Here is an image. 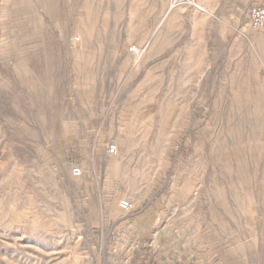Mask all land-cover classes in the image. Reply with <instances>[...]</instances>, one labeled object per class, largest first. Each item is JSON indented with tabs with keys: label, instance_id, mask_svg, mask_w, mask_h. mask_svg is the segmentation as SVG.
Instances as JSON below:
<instances>
[{
	"label": "rangeland",
	"instance_id": "obj_1",
	"mask_svg": "<svg viewBox=\"0 0 264 264\" xmlns=\"http://www.w3.org/2000/svg\"><path fill=\"white\" fill-rule=\"evenodd\" d=\"M262 5L0 0V264H264Z\"/></svg>",
	"mask_w": 264,
	"mask_h": 264
},
{
	"label": "built area",
	"instance_id": "obj_2",
	"mask_svg": "<svg viewBox=\"0 0 264 264\" xmlns=\"http://www.w3.org/2000/svg\"><path fill=\"white\" fill-rule=\"evenodd\" d=\"M249 19V27L251 30H259L264 28V5L262 6H255L250 9L248 14ZM134 51V50H130ZM106 153L109 156H113L116 153V148L114 145H110L106 148ZM81 170L78 166H72L71 168V174L74 177H80L81 176ZM119 208L122 212L125 214H131L134 212V206L129 203L126 200H122L119 203Z\"/></svg>",
	"mask_w": 264,
	"mask_h": 264
},
{
	"label": "crops",
	"instance_id": "obj_3",
	"mask_svg": "<svg viewBox=\"0 0 264 264\" xmlns=\"http://www.w3.org/2000/svg\"><path fill=\"white\" fill-rule=\"evenodd\" d=\"M143 213H141L139 216L141 217V216H143L142 215ZM138 217V216H137ZM132 228H133V230H134V233H135V241H137V243L140 241V239L141 238H145L146 237V231H147V229H148V225L146 226V227H143L142 225H140V224H137V223H134V222H132ZM158 239H160L159 238V236H156L155 237V241H158ZM157 243V242H156ZM138 245V244H137ZM156 245V244H155ZM135 261V259H133V260H130V259H128V260H126L124 263H121V264H150L149 262H146V261H144V262H142V261H140V260H137V262L135 263L134 262ZM189 263H191V258L189 257V259L187 260V262H186V260L183 262V263H181V264H189ZM153 264H155V263H153ZM157 264H180V262L179 263H176L175 262V260H173L172 258H166L165 260H163V261H160V262H158Z\"/></svg>",
	"mask_w": 264,
	"mask_h": 264
},
{
	"label": "bare ground",
	"instance_id": "obj_4",
	"mask_svg": "<svg viewBox=\"0 0 264 264\" xmlns=\"http://www.w3.org/2000/svg\"><path fill=\"white\" fill-rule=\"evenodd\" d=\"M136 60V59H135Z\"/></svg>",
	"mask_w": 264,
	"mask_h": 264
}]
</instances>
